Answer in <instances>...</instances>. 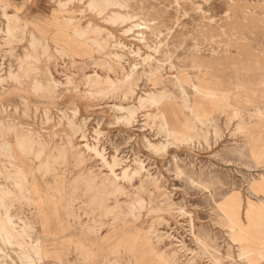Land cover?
I'll return each mask as SVG.
<instances>
[{
	"label": "rangeland",
	"instance_id": "1",
	"mask_svg": "<svg viewBox=\"0 0 264 264\" xmlns=\"http://www.w3.org/2000/svg\"><path fill=\"white\" fill-rule=\"evenodd\" d=\"M90 1L0 0V122L42 143L7 139L25 188L0 178V264L22 241L39 264H264V0Z\"/></svg>",
	"mask_w": 264,
	"mask_h": 264
},
{
	"label": "bare ground",
	"instance_id": "2",
	"mask_svg": "<svg viewBox=\"0 0 264 264\" xmlns=\"http://www.w3.org/2000/svg\"><path fill=\"white\" fill-rule=\"evenodd\" d=\"M89 4V3H88ZM63 6V5H62ZM109 7H114L116 9H124L127 6L123 5L121 2L117 1V0H110V1H105V0H91L90 4H89V8L91 10H97V12L103 13L104 11H106ZM194 7V6H193ZM197 8V7H196ZM178 9V8H177ZM205 14V13H204ZM112 16L109 17L108 21L110 20L112 23H116V22H125L128 21L129 16H123V15H119L117 13H112ZM100 16V15H99ZM5 19H6V28L5 31L3 32L4 34V38H3V42L5 45H11L15 42L16 40V34L19 30V21L16 17L13 16H8V15H4ZM71 21V20H70ZM107 21V22H108ZM73 23V22H72ZM22 24V23H21ZM58 24V23H57ZM59 25V24H58ZM69 26V25H68ZM60 27V25H59ZM74 27V26H73ZM62 30V29H61ZM60 30V31H61ZM63 31V30H62ZM65 31V30H64ZM67 32V31H66ZM74 34H76L77 36H82L83 32L78 31V30H74L73 31ZM31 35V34H30ZM100 35V34H99ZM75 36V35H74ZM93 37V36H92ZM222 37V36H221ZM209 38V37H208ZM88 39V38H87ZM22 41V40H21ZM86 41V40H85ZM107 41V40H106ZM104 42V41H103ZM97 48L98 51H103V46L105 47V44H100L97 41L93 42ZM105 43V42H104ZM31 44L32 46H37L39 45V41L35 38H33L31 40ZM108 45V44H107ZM106 45V46H107ZM109 46V45H108ZM107 46V47H108ZM107 49V48H104ZM24 51V50H23ZM153 51V50H152ZM97 52V51H96ZM62 54V53H61ZM103 54V53H101ZM105 55V54H104ZM157 55V54H156ZM112 56V55H111ZM116 56V55H115ZM103 57V56H102ZM31 59L34 61L36 58L33 56H30L28 54H26L23 59L19 60V65H18V70H19V74L15 75L14 73H9L8 76H6V78L13 80V81H18L20 79V77H26L28 75H33L36 73V69L34 68V65H32ZM37 60V59H36ZM147 61V60H146ZM107 66V65H106ZM105 66V67H106ZM108 73V72H107ZM81 77V76H80ZM79 78V77H78ZM131 79V78H130ZM84 80V79H83ZM107 80V79H106ZM125 80V79H124ZM128 80V79H126ZM82 81V80H81ZM110 81V80H109ZM210 81V79H209ZM0 82H2V80L0 79ZM70 82V81H69ZM108 82V80H107ZM71 83V82H70ZM69 83V84H70ZM96 83V82H95ZM76 84V83H75ZM104 84V83H103ZM106 84V83H105ZM118 83H116L117 85ZM204 84V83H203ZM66 85V84H65ZM77 85V84H76ZM97 85V84H96ZM110 86V85H107ZM114 85H111V87ZM57 87V84L52 81L49 80L46 82V84H42L41 82H39L36 78L33 80L32 82V90L36 93H40V92H54L55 88ZM75 87V86H74ZM104 88V87H103ZM100 89V88H99ZM111 89V88H110ZM109 89V91H110ZM113 89V88H112ZM195 93H201L203 94L204 97V101L205 103H209L210 99L212 98L213 95V90L210 88H201V87H194L193 88ZM101 93V92H100ZM106 93V92H105ZM219 94V93H218ZM222 94V93H221ZM102 95V94H101ZM227 95V94H226ZM225 95V96H226ZM222 98L225 97L224 94L221 95ZM220 96V97H221ZM164 97V96H163ZM161 99V96H156V95H148L146 98L144 99H139V107L140 108H144L145 105H153L156 106V104L158 103V101ZM164 99V98H162ZM122 108V107H121ZM131 117L133 116L134 112L131 113ZM74 117V116H73ZM116 119V118H115ZM132 120V119H131ZM117 122V121H116ZM119 122V121H118ZM127 123V122H126ZM84 125V124H83ZM117 125V124H116ZM162 131L167 133V136L170 138L175 139V137L173 135H171L166 129L165 127L161 128ZM94 134V133H93ZM97 135V134H96ZM9 136H12L14 143L16 145V147L18 149H20L21 151L24 152H29L32 153V148L37 145L39 147V151L41 152V147H42V143H40L38 140H36L32 134L24 132L23 130L19 129L16 126H13L11 124H4L0 122V178L2 176H5L4 178L7 181L11 182V185H13V188L19 193L22 194V192H24V188H25V182L23 179V175L18 172L17 170L14 171V158L11 154V145L9 143V141L7 140L9 138ZM190 139V138H189ZM96 143V142H95ZM205 143V142H204ZM97 147V146H96ZM89 148V147H88ZM93 148V147H92ZM57 149V148H56ZM86 149V148H85ZM166 150V149H165ZM63 151V150H62ZM93 151V150H92ZM95 152V150H94ZM93 152V153H94ZM44 153V152H43ZM160 153V152H159ZM97 154V153H96ZM37 155V154H36ZM99 155V154H97ZM35 156V155H34ZM101 157V155L99 156ZM63 160V159H62ZM115 160V159H114ZM103 161V160H102ZM35 162V161H34ZM119 162V161H118ZM117 164V163H116ZM8 167L13 168V172L8 173ZM113 171V170H112ZM110 172V171H109ZM128 172V171H127ZM5 173V175H4ZM113 175V174H111ZM115 177V175H114ZM116 178V177H115ZM130 179V178H129ZM132 179V178H131ZM156 179V178H155ZM160 190V189H159ZM12 192H2L0 195V205L2 207H4L5 205L3 204V200L5 197H7V195H10ZM14 194V193H13ZM15 195V194H14ZM136 203V202H135ZM3 204V205H2ZM145 205V204H144ZM121 207V206H120ZM133 208V207H132ZM2 209V208H1ZM119 211V209H118ZM147 211V210H146ZM121 214V213H120ZM132 217V216H131ZM4 218V217H3ZM162 220V219H161ZM28 229L29 227L26 224H23L20 227V231L17 232L18 236L20 237V239H25L28 238ZM149 236V235H148ZM2 237L4 239H10L11 234L9 233H4L2 232ZM12 238V237H11ZM165 241V240H164ZM178 242V241H177ZM24 244V245H23ZM25 242L22 241L19 243V251H20V256L17 258V260L19 261L20 264H39L40 261H42V256H41V250L38 249L37 247H31V253H26L24 252L23 248H24ZM172 247V246H171ZM81 249H85V247L81 248ZM165 257V256H164ZM166 259V258H165ZM168 259V258H167ZM66 262V261H65ZM173 263V262H172ZM12 264H15L14 262H12Z\"/></svg>",
	"mask_w": 264,
	"mask_h": 264
},
{
	"label": "crops",
	"instance_id": "3",
	"mask_svg": "<svg viewBox=\"0 0 264 264\" xmlns=\"http://www.w3.org/2000/svg\"><path fill=\"white\" fill-rule=\"evenodd\" d=\"M41 194V193H40ZM42 195H45V194H42Z\"/></svg>",
	"mask_w": 264,
	"mask_h": 264
}]
</instances>
